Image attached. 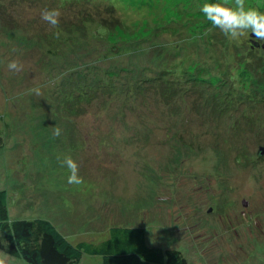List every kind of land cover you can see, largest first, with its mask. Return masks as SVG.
<instances>
[{
  "label": "rangeland",
  "instance_id": "374dc122",
  "mask_svg": "<svg viewBox=\"0 0 264 264\" xmlns=\"http://www.w3.org/2000/svg\"><path fill=\"white\" fill-rule=\"evenodd\" d=\"M93 2H111L130 31L105 5H89L94 13L82 19L83 7L0 0V190L9 193L11 219L48 220L74 244L98 245L114 226L141 227L149 247L179 251L188 264H264V81L255 71L264 41L251 51L249 35L238 43L211 28L199 0ZM245 7L264 11V0ZM51 9L61 12L59 30L41 19ZM91 19L113 23L111 35H97ZM160 50L161 60H186L189 69L173 101L157 86L135 91L138 74L161 69ZM11 60L21 71L8 69ZM236 67L243 74L232 80ZM88 69L116 94L71 112L68 82ZM36 87L42 95L30 92ZM66 156L82 184L67 183ZM80 264L103 262L85 254Z\"/></svg>",
  "mask_w": 264,
  "mask_h": 264
},
{
  "label": "trees",
  "instance_id": "16d2710c",
  "mask_svg": "<svg viewBox=\"0 0 264 264\" xmlns=\"http://www.w3.org/2000/svg\"><path fill=\"white\" fill-rule=\"evenodd\" d=\"M23 1L26 3L39 2L41 4H49L50 6L56 4L62 10L67 9V11L70 9L75 11L83 7L85 10L83 9L82 19H85L87 14L91 15L94 13L87 10L89 5H91V8L105 5L112 10V16L115 15L117 17V24L120 23L123 29L130 31V28L124 27L116 8L111 2H107L108 4L106 2L93 4V0H65L64 3L67 4L64 5L63 3L62 5L66 7L62 8L58 5L57 0ZM203 4V0H199L198 7L200 8ZM260 11L264 12L263 10ZM73 16H75L78 21L82 20L80 15L77 16L74 13ZM93 20L94 19L89 20V23L91 26L95 24L97 35L108 38L114 30V28L111 27L113 23L107 22L106 20L100 23H94ZM183 21L182 19L180 22ZM82 25L86 24L83 23ZM210 27L212 28V24ZM55 29L59 30L60 28L57 27ZM208 30H210V28ZM214 30L212 32H214ZM54 36L55 35H53V37ZM60 36L62 37V35ZM61 37H56L57 42L61 41L62 44H64L63 42H66V39L64 38L61 40ZM256 42L255 38L249 33V37H247L246 42L243 43L247 47H250L251 51H260V44L257 45ZM212 43L213 42L208 41V45H212ZM230 49L224 48L222 54H228L229 51L230 56H232L233 54H231L232 51H230ZM120 50L122 51L121 47L114 46V53H111L112 56H116ZM125 52L127 54L130 53V51ZM162 54L163 51L160 50L158 64L161 69L147 72L149 76L142 74L139 77L141 73L138 74L137 83L140 88H136L135 91L138 90L137 94L144 95L151 91L149 89L157 86L158 91L163 94L165 98H168V101H173L178 94L175 92V88L178 84H181L182 77L184 74L189 73V69H187V63H185L186 60L182 61L183 63L172 66L163 59L161 60L160 56ZM213 68L215 67L208 68V70ZM237 70L236 67L233 72L234 74L230 76L232 80L241 78L243 72L238 73ZM255 71L258 73L256 77L261 74L263 75L261 80L264 81V65L255 66ZM91 74L92 71L88 69L86 74L84 73L82 75L81 73L78 77L74 76V78L69 80L68 85L71 86L70 93L65 96V104H68L69 111L74 112V107L77 106L76 109H79L83 103H91L100 95H104V92L108 95H112L113 93L114 95L116 94L115 88H113L109 81L105 82V80L102 79H93L94 76H91ZM168 75L172 76L173 79L170 80ZM251 75H253L252 69H250V76ZM202 76L197 77L196 84L202 81L200 79H205ZM254 83L257 82L254 81ZM258 89L262 90V85H259ZM261 95L264 97L263 91ZM106 101L107 99L102 103L105 104L107 103ZM1 136L2 131L0 130V148L3 146V139ZM9 200V193L5 190H0V251L26 264H80L85 254L101 257L103 264H188L179 251H164L162 249L149 247L145 240V230L141 227L128 228L114 226L109 229V238L98 245L89 242L74 244L62 235V233L48 220L39 218L12 220L9 211Z\"/></svg>",
  "mask_w": 264,
  "mask_h": 264
},
{
  "label": "clouds",
  "instance_id": "9594fccd",
  "mask_svg": "<svg viewBox=\"0 0 264 264\" xmlns=\"http://www.w3.org/2000/svg\"><path fill=\"white\" fill-rule=\"evenodd\" d=\"M200 11L214 28L220 29L232 41L242 43V38H246L249 33L257 41H264V12L251 7L246 8L245 0H234V6H228V0H223V3H204ZM60 16L59 9L44 10L41 13V19L51 28L58 27ZM54 35L59 38L61 33L55 32ZM7 67L11 71L19 72L23 66L18 60H11ZM30 92L37 96L42 95L39 87L31 89ZM53 134L57 137L60 136L61 129L55 128ZM62 164L69 171L68 184L80 185L83 183V177L79 175V166L71 156L64 157ZM0 264H5V260L0 258Z\"/></svg>",
  "mask_w": 264,
  "mask_h": 264
},
{
  "label": "water",
  "instance_id": "95a60500",
  "mask_svg": "<svg viewBox=\"0 0 264 264\" xmlns=\"http://www.w3.org/2000/svg\"><path fill=\"white\" fill-rule=\"evenodd\" d=\"M259 154L264 155V147L260 149Z\"/></svg>",
  "mask_w": 264,
  "mask_h": 264
}]
</instances>
